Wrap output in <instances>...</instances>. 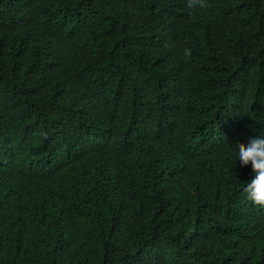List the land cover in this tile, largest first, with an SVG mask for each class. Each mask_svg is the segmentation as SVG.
<instances>
[{"label": "trees", "instance_id": "trees-1", "mask_svg": "<svg viewBox=\"0 0 264 264\" xmlns=\"http://www.w3.org/2000/svg\"><path fill=\"white\" fill-rule=\"evenodd\" d=\"M261 131L264 0H0V264H264Z\"/></svg>", "mask_w": 264, "mask_h": 264}, {"label": "clouds", "instance_id": "clouds-1", "mask_svg": "<svg viewBox=\"0 0 264 264\" xmlns=\"http://www.w3.org/2000/svg\"><path fill=\"white\" fill-rule=\"evenodd\" d=\"M236 163L250 165L252 175L244 185L246 198L253 204L264 206V132L250 136L243 147L235 146Z\"/></svg>", "mask_w": 264, "mask_h": 264}, {"label": "bare ground", "instance_id": "bare-ground-1", "mask_svg": "<svg viewBox=\"0 0 264 264\" xmlns=\"http://www.w3.org/2000/svg\"><path fill=\"white\" fill-rule=\"evenodd\" d=\"M174 126V125H173ZM200 151V150H199ZM197 153V152H196ZM76 197V196H75Z\"/></svg>", "mask_w": 264, "mask_h": 264}]
</instances>
